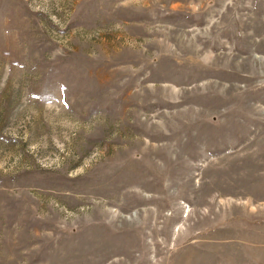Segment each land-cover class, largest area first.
<instances>
[{
  "label": "rangeland",
  "instance_id": "obj_1",
  "mask_svg": "<svg viewBox=\"0 0 264 264\" xmlns=\"http://www.w3.org/2000/svg\"><path fill=\"white\" fill-rule=\"evenodd\" d=\"M0 264H264V0H0Z\"/></svg>",
  "mask_w": 264,
  "mask_h": 264
}]
</instances>
